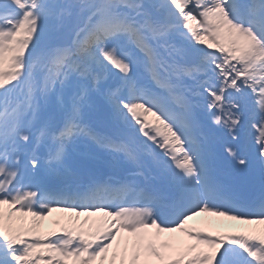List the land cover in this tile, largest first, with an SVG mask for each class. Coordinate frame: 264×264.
<instances>
[{
	"label": "snow or ice",
	"instance_id": "6c2138e0",
	"mask_svg": "<svg viewBox=\"0 0 264 264\" xmlns=\"http://www.w3.org/2000/svg\"><path fill=\"white\" fill-rule=\"evenodd\" d=\"M0 264H264V0H0Z\"/></svg>",
	"mask_w": 264,
	"mask_h": 264
},
{
	"label": "bare ground",
	"instance_id": "6f19581e",
	"mask_svg": "<svg viewBox=\"0 0 264 264\" xmlns=\"http://www.w3.org/2000/svg\"><path fill=\"white\" fill-rule=\"evenodd\" d=\"M86 151L90 152L95 157V159H98L100 156V151L97 148H91V149L86 148ZM95 159H92V161L96 163L99 167H102L101 168L102 170H105V168H103V166L105 165L103 159H100L99 161ZM53 215L54 217H61L64 214L57 212L54 213ZM233 223L234 222L232 221H227L224 218H219V217H198L190 222V226L197 228H199V226H202L206 228V230H212L220 226L227 227L232 225ZM45 226L52 227L49 221L45 222Z\"/></svg>",
	"mask_w": 264,
	"mask_h": 264
}]
</instances>
